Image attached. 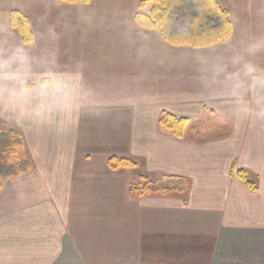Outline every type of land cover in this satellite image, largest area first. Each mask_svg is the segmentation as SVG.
Returning a JSON list of instances; mask_svg holds the SVG:
<instances>
[{"label":"crops","instance_id":"0c3cea01","mask_svg":"<svg viewBox=\"0 0 264 264\" xmlns=\"http://www.w3.org/2000/svg\"><path fill=\"white\" fill-rule=\"evenodd\" d=\"M142 1L0 0L31 22L30 44L0 37V126L22 134L34 166L2 183L0 264H97L148 236L187 246L184 264H264V0H216L233 33L206 49L140 25L153 7ZM164 112L231 132L177 139ZM112 156L189 189L141 199L129 191L138 169L111 171Z\"/></svg>","mask_w":264,"mask_h":264},{"label":"trees","instance_id":"16d2710c","mask_svg":"<svg viewBox=\"0 0 264 264\" xmlns=\"http://www.w3.org/2000/svg\"><path fill=\"white\" fill-rule=\"evenodd\" d=\"M64 4H90L92 0H57ZM152 4L149 15L138 13L136 19L146 29L156 30L163 38L174 46H188L196 49L211 48L219 43L227 42L233 33V24L228 10L224 9L216 0H144L139 4L143 8L146 4ZM189 18L188 27L178 25ZM11 27L20 35L24 44L33 42L31 22L28 17L20 11H13L10 18ZM47 85V84H46ZM213 119H190L179 118L171 113L164 112L160 119V126L171 132L177 139H184L191 129L198 137H205L206 128ZM221 133L218 137L227 136L231 132L228 123L220 125ZM204 139L198 140L202 143ZM25 148V140L22 134L13 129H0V154L6 157H15V162L0 171V190L2 183L12 178H18L33 172L34 166L29 159H18L20 152ZM111 171L122 169L135 170L139 164L135 159L112 156L108 159ZM248 187L257 191V183L250 178L244 169L235 173ZM144 178V177H143ZM168 181L177 182L176 186L163 185L159 182L150 181L146 177L144 190L149 195L167 196L170 194H185L189 189V181L177 176H160ZM134 188L130 191L133 192ZM141 196L140 193L136 194Z\"/></svg>","mask_w":264,"mask_h":264},{"label":"rangeland","instance_id":"374dc122","mask_svg":"<svg viewBox=\"0 0 264 264\" xmlns=\"http://www.w3.org/2000/svg\"><path fill=\"white\" fill-rule=\"evenodd\" d=\"M11 13H0V37L1 35L5 32V30H14L11 27L10 24V16ZM189 18L187 20L181 21V23H177L180 26H183L184 28L188 27L189 25ZM15 31V30H14ZM19 35V34H18ZM217 45V44H216ZM210 119H213L211 123L207 125L206 128V134H209L207 137L211 136H216L221 133L220 131V125L224 121H220L211 117ZM205 120V119H204ZM6 129V127H1L0 129ZM197 137V136H196ZM200 138V137H198ZM6 154H3V156L0 154V171L5 169L6 166L16 163L15 157L9 156L6 157ZM22 157V154L19 155L18 159ZM138 164V170L131 172L133 173L132 179H130L129 183V189L134 188L133 192L130 193L133 195H136L137 193H140L141 199L149 198L154 196V195H149L147 192L144 190V186L146 184V177L149 178L150 181L153 182H159L160 184L162 183L163 185H170V186H176L177 182L175 181H168L167 179L160 178L157 179L160 176H151L149 175L145 170V163L143 162V159H135ZM144 177V178H143ZM187 198L182 197L179 200L183 202H187ZM178 200V199H177ZM134 239V234L131 237V241ZM137 244L131 246L128 250H120V248H114L113 253L111 255H96V260L97 264H184V258H185V250H188L187 246H181L180 245L174 247L173 244H168L171 240H165L163 238L157 239L156 237L148 236V237H141L140 239H136ZM178 241H183L179 240ZM168 242V243H167ZM167 243V244H166ZM173 247L174 251L172 254L175 252L177 253V261L170 255V250L169 247ZM179 247V248H178ZM176 255V254H175ZM182 257H181V256ZM111 259L112 263H110L108 260ZM192 264V263H188Z\"/></svg>","mask_w":264,"mask_h":264}]
</instances>
